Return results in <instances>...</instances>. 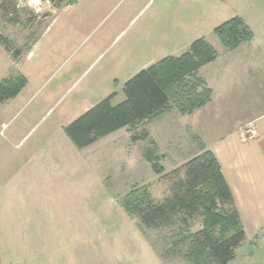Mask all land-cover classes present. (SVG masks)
<instances>
[{
  "label": "rangeland",
  "instance_id": "374dc122",
  "mask_svg": "<svg viewBox=\"0 0 264 264\" xmlns=\"http://www.w3.org/2000/svg\"><path fill=\"white\" fill-rule=\"evenodd\" d=\"M15 3L17 23L0 11L9 48L0 42V83L25 82L0 102V264H190L162 260L120 200L142 186L160 199L165 174L216 140L218 127L205 131V107L184 119L172 107L82 148L64 127L112 92L113 102L123 99L129 77L182 54L195 38L222 55L227 50L213 27L231 16H242L264 41V0ZM206 73L198 70L204 79ZM154 157L162 174L151 168ZM190 224L200 228V217ZM242 225L244 240L228 264H264V222L245 218ZM16 232L55 239L6 238ZM147 235L159 248L163 233ZM28 242L38 244L29 249Z\"/></svg>",
  "mask_w": 264,
  "mask_h": 264
},
{
  "label": "trees",
  "instance_id": "16d2710c",
  "mask_svg": "<svg viewBox=\"0 0 264 264\" xmlns=\"http://www.w3.org/2000/svg\"><path fill=\"white\" fill-rule=\"evenodd\" d=\"M61 3L64 0H48ZM74 0H66L69 4ZM15 0H0V11L8 22L17 23ZM221 44L232 50L249 42L253 33L243 19L232 16L213 27ZM0 36V42L9 50ZM15 55V52L12 53ZM216 57L214 47L202 37L189 44L178 56L168 55L139 69L122 87L123 99L113 102L115 92L100 99L70 121L64 132L77 148L126 126H134L174 107L180 114L192 112L211 99V89L198 75V69ZM25 78L0 83V102L15 96ZM200 151L181 166L165 174L169 181L160 199H154L147 186L133 188L120 204L137 219V226L162 260L180 258L190 264H228L241 245L245 231L231 190L212 150ZM149 160L158 174L163 167ZM182 170V173L180 172ZM181 173V174H180ZM200 217V228L190 230V221ZM160 231V247L148 238Z\"/></svg>",
  "mask_w": 264,
  "mask_h": 264
},
{
  "label": "crops",
  "instance_id": "0c3cea01",
  "mask_svg": "<svg viewBox=\"0 0 264 264\" xmlns=\"http://www.w3.org/2000/svg\"><path fill=\"white\" fill-rule=\"evenodd\" d=\"M249 28L253 33L249 42L232 50L226 48L225 53L221 50L222 55L216 52L212 61L201 66L207 72L202 79L211 89V99L192 112L179 115V119H184L205 107V131L218 127L216 140H205V148L212 150L219 162L242 223L245 218L264 222V41ZM245 127H253L255 135L244 138ZM37 235L16 232L6 238L55 239L45 233ZM59 236L65 238V234ZM34 244L38 243L25 245L28 248Z\"/></svg>",
  "mask_w": 264,
  "mask_h": 264
},
{
  "label": "built area",
  "instance_id": "2783aa9c",
  "mask_svg": "<svg viewBox=\"0 0 264 264\" xmlns=\"http://www.w3.org/2000/svg\"><path fill=\"white\" fill-rule=\"evenodd\" d=\"M242 135L244 138H249L255 135V129L253 127H245L242 130Z\"/></svg>",
  "mask_w": 264,
  "mask_h": 264
}]
</instances>
